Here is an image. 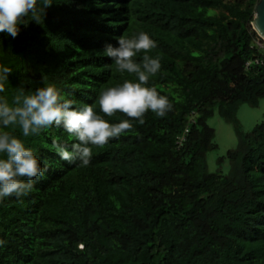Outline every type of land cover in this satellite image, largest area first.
Segmentation results:
<instances>
[{
    "label": "trees",
    "instance_id": "1",
    "mask_svg": "<svg viewBox=\"0 0 264 264\" xmlns=\"http://www.w3.org/2000/svg\"><path fill=\"white\" fill-rule=\"evenodd\" d=\"M258 1L54 0L15 38L0 33L9 97L56 83L74 106L99 111L100 91L136 79L105 45L146 31L162 64L149 86L174 105L165 117L148 111L142 124L101 113L134 128L93 146L89 165L51 150L58 137L75 140L62 128L26 138L48 170L22 201L0 202V264H264V116L249 131L238 118L264 101V51L251 27ZM255 60L262 64L246 68ZM215 116L237 142L211 171Z\"/></svg>",
    "mask_w": 264,
    "mask_h": 264
},
{
    "label": "clouds",
    "instance_id": "2",
    "mask_svg": "<svg viewBox=\"0 0 264 264\" xmlns=\"http://www.w3.org/2000/svg\"><path fill=\"white\" fill-rule=\"evenodd\" d=\"M53 2L0 0V33L15 38L24 25L22 21L31 17V21L36 22L41 14L44 17ZM157 46L158 42L146 31L136 32L131 37L120 36L116 45H105L106 56L121 71L135 74L136 79H126L100 91L96 98L99 111L95 104L74 106L76 101L56 83L34 90L18 86L9 97L6 85L13 70L0 65V202L12 197L22 201L48 170L47 165L42 164L38 149L30 146L26 138L53 127L62 128L75 140L69 144L58 137L52 141L51 150L60 160L89 165L93 146H104L134 128V120L129 118L142 124L148 111L165 117L174 105L168 95L148 83L162 67L161 58L149 54ZM142 51L143 59L138 62L135 57ZM117 111L129 118L111 122L101 114L111 117ZM4 243L0 238V245Z\"/></svg>",
    "mask_w": 264,
    "mask_h": 264
},
{
    "label": "rangeland",
    "instance_id": "3",
    "mask_svg": "<svg viewBox=\"0 0 264 264\" xmlns=\"http://www.w3.org/2000/svg\"><path fill=\"white\" fill-rule=\"evenodd\" d=\"M260 54H263V52L260 49H258V55H256V57H259ZM252 60L253 59H251V61ZM257 71L262 72L263 69L260 66L252 67L249 70V74L253 75ZM263 116H264V101H261L259 107L257 108L242 106L238 113L239 121L242 127L244 128V130L246 131L251 130L256 124L260 123L263 119ZM209 123L216 131V142L218 145V150L213 152L208 157L210 170L213 171L217 169L216 158L222 153H224L226 150L235 148L237 141L231 124H227L217 116L213 117ZM220 169L226 171L227 165H222Z\"/></svg>",
    "mask_w": 264,
    "mask_h": 264
},
{
    "label": "water",
    "instance_id": "4",
    "mask_svg": "<svg viewBox=\"0 0 264 264\" xmlns=\"http://www.w3.org/2000/svg\"><path fill=\"white\" fill-rule=\"evenodd\" d=\"M251 27L255 34L264 40V0H259L255 5Z\"/></svg>",
    "mask_w": 264,
    "mask_h": 264
},
{
    "label": "built area",
    "instance_id": "5",
    "mask_svg": "<svg viewBox=\"0 0 264 264\" xmlns=\"http://www.w3.org/2000/svg\"><path fill=\"white\" fill-rule=\"evenodd\" d=\"M256 45L264 51V41L259 39V41L256 42ZM260 64H262V62L259 61V60H255L253 62H247L246 63V68H249L251 66H257V65H260Z\"/></svg>",
    "mask_w": 264,
    "mask_h": 264
}]
</instances>
